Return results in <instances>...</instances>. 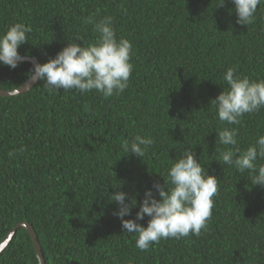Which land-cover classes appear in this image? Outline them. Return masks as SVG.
<instances>
[{"label":"trees","instance_id":"trees-1","mask_svg":"<svg viewBox=\"0 0 264 264\" xmlns=\"http://www.w3.org/2000/svg\"><path fill=\"white\" fill-rule=\"evenodd\" d=\"M217 3L0 0V34L14 23L32 29L21 56L44 64L74 37L95 43V23L111 16L117 37L133 45L134 65L125 92L109 98L57 92L41 80L25 94L0 97V242L28 222L45 264H264V188L220 161L216 133L228 125L210 103L227 89L228 68L264 79V4L246 26L236 23L230 0ZM32 68L0 64V90L21 87ZM231 127L246 149L264 134V108ZM137 135L154 138L143 158L124 148ZM189 147L219 180L208 228L141 251L112 215L117 206L109 197L124 191L139 206ZM138 206L124 219H134ZM148 219L139 223L146 227ZM0 264H38L25 230H17Z\"/></svg>","mask_w":264,"mask_h":264},{"label":"clouds","instance_id":"clouds-1","mask_svg":"<svg viewBox=\"0 0 264 264\" xmlns=\"http://www.w3.org/2000/svg\"><path fill=\"white\" fill-rule=\"evenodd\" d=\"M230 2L234 5L232 11L236 14V23L246 26L254 22L258 6L264 4V0ZM224 5L225 0H218L217 7ZM94 30L98 33L95 43L85 46L81 37H74L55 57H50L44 64H35L29 82L41 80L44 86L57 92L63 89L83 95L95 90L105 98L124 93L134 70L131 63L133 45L130 40L117 37L111 16L95 23ZM31 32V27L24 23H14L0 34V64L15 69L25 60L18 49L29 43ZM223 80L227 89L210 102L216 108L217 119L228 125L216 133L223 146L219 151L220 161L242 174L247 172L251 185L264 188V163H260L264 161V134L246 149H241L238 129L231 127L239 125L245 114L264 108V79L251 80L237 75L235 68H228ZM153 145V137L137 135L130 144L126 141L124 148L143 158ZM24 151L21 146L19 153ZM16 154L13 151L9 156ZM166 177L162 184L155 182L144 192L139 206L135 196L130 198L124 191H116L109 197V203L117 206L112 215L120 219L126 233L136 235L135 245L141 251L161 239L198 236L202 230H207L211 220L219 180L208 174L192 147L173 160ZM137 206L135 218L124 219L131 216ZM146 216L149 219L145 227L139 222Z\"/></svg>","mask_w":264,"mask_h":264},{"label":"water","instance_id":"water-1","mask_svg":"<svg viewBox=\"0 0 264 264\" xmlns=\"http://www.w3.org/2000/svg\"><path fill=\"white\" fill-rule=\"evenodd\" d=\"M21 63H30L32 66L35 64H39L37 59L35 58H25V60ZM38 80L35 82H29V79L18 89L15 90H10V91H5V90H0V97H14V96H19L22 94H25L29 92L34 85L37 83ZM18 229H23L26 231L28 234L33 250L35 252L36 258L38 260V264H45V261L43 259V255L41 252V248L39 246V243L37 241V237L35 235V232L32 228V226L28 222H20L18 223L7 235L1 240L0 242V254L7 248V246L11 243L13 237L15 236L16 232Z\"/></svg>","mask_w":264,"mask_h":264}]
</instances>
